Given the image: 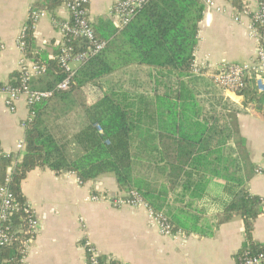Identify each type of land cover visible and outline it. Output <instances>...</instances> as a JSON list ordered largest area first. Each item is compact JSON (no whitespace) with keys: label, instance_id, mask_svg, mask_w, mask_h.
<instances>
[{"label":"trees","instance_id":"obj_1","mask_svg":"<svg viewBox=\"0 0 264 264\" xmlns=\"http://www.w3.org/2000/svg\"><path fill=\"white\" fill-rule=\"evenodd\" d=\"M70 1L43 0L38 10L54 13ZM205 8L202 0H150L127 25L120 26V30L105 19L94 28L91 25L96 39L106 46L81 63L66 91L57 90L68 75L60 62L62 46L54 60L41 63L38 56L33 55L34 27L29 23L25 54L43 70L35 76H45L39 87L31 83L30 86L32 90L52 92L53 96L30 107L32 118L26 123L24 150L0 156V185H8L20 207L10 218L16 239L0 252V264H21L23 259L22 240L28 236L24 232L26 217L22 209L26 202L21 185L27 174L36 168L74 173L81 183L112 174L121 192L137 191L150 209L164 213L174 232L186 233H201L192 211L193 204L205 194L212 177L221 178L238 186L224 210V217L228 219L236 214L243 219L250 242L241 251L240 259L245 255H264V246L251 242L253 222L263 213L264 201L250 194L247 188L242 160L231 143L234 133L226 119L228 114L221 111L227 115L223 117L215 111L205 112L188 84L178 81L193 76L199 26ZM62 22L65 21L55 19L56 25ZM69 24L74 26V19H70ZM63 43L72 48L74 57L91 47L86 39L73 34L66 36ZM133 67L158 73L165 80L157 87L172 91L169 96L153 98L151 104L155 112L149 116L152 123L148 126L142 125L143 113L128 106L135 103L122 91L127 86V71ZM119 76L121 78L117 79ZM22 78L23 73L18 72L11 77L9 85L19 87ZM174 85L176 95L172 96ZM235 93L249 96L259 108H264V94H257L253 79H247L244 87ZM188 122L191 125H187ZM81 125L73 142L83 153L74 158L68 137L72 129ZM183 131L198 135L197 142H188ZM161 135L177 136L185 143L176 141L166 146L177 150L175 156L166 158L161 154L164 147L158 139ZM212 138H222V141L214 143ZM178 189H182V198L179 195L174 202L181 209L169 200V196L174 195L171 191ZM185 198L191 203L184 204L182 199Z\"/></svg>","mask_w":264,"mask_h":264},{"label":"crops","instance_id":"obj_2","mask_svg":"<svg viewBox=\"0 0 264 264\" xmlns=\"http://www.w3.org/2000/svg\"><path fill=\"white\" fill-rule=\"evenodd\" d=\"M42 1L0 0V84H9L11 77L20 72L22 54L18 41L31 11L41 9ZM115 1L90 0L89 21L93 28L105 19L114 28L122 29L119 18L112 12ZM213 2V8H205L199 26L194 64L205 63L211 67V72L229 64H254L258 47L254 15L258 11L259 1ZM69 18L66 6L62 5L54 13L48 12L35 25L33 55L38 56L41 63L54 60L63 43L55 19L67 21ZM28 62L31 64L32 60L28 58ZM80 66L81 63L73 62L71 69L76 72ZM43 78L45 76H32L30 83L39 87ZM126 78L127 86L122 91L135 103L128 106L143 113L142 125L148 126L152 123L149 116L155 112L151 104L153 98L169 96L172 91L168 92L167 87H157L165 79L148 68L128 69ZM182 80L195 93L205 112L215 111L222 116L228 114L223 117L227 116V122L233 129L231 143L242 160L247 188L250 194L264 201V175L255 173V169L264 162V108H259L249 96L218 87L210 76L193 74L178 81ZM175 89L174 85L172 96L176 95ZM228 109L230 112L226 111ZM30 119V109L25 99L17 102L15 112L0 101V156L22 152L18 145L25 144L26 123ZM81 127L71 128V135L67 134L73 153L79 148L73 138ZM183 134L188 142H197L199 137L194 132L190 135L183 131ZM158 139L164 146L161 154L166 158L177 154V150H170L166 146L176 141L185 143L177 136L167 138L161 135ZM219 141L222 138L211 140L214 143ZM8 170L10 173L12 167ZM160 183L165 185L164 180ZM21 191L24 201L33 208L39 220L37 235L25 250L21 264H88L83 247L85 242L91 243L102 260L110 263L241 264L240 253L250 242L241 216L224 217V210L238 191V186L217 177L211 178L205 194L192 207L201 233L176 231L181 234L175 237L161 235L158 224L150 217L146 207L114 208L108 199L125 192H121L112 174L81 183L74 173L36 168L22 181ZM171 192L174 195L169 196L170 203L181 209L174 200L179 199V195L182 198V189ZM94 196L100 200L92 201ZM182 202L189 204L191 200L185 198ZM263 213L254 219L251 233V242L261 246H264Z\"/></svg>","mask_w":264,"mask_h":264},{"label":"built area","instance_id":"obj_3","mask_svg":"<svg viewBox=\"0 0 264 264\" xmlns=\"http://www.w3.org/2000/svg\"><path fill=\"white\" fill-rule=\"evenodd\" d=\"M150 0H116L113 6V15L119 18L120 26L127 25L136 13L141 10ZM206 8H213V0H202ZM258 11L254 15L255 36L258 40V47L256 50V59L254 64H229L222 66L219 70L211 72V67L205 63L194 64L193 74L197 76H210L213 82L220 88L237 92L244 87L247 79H253L256 84L257 93L264 94V0H258ZM90 0H71L67 5V11L69 12V20L57 25L58 30L61 32L63 39L69 34L73 36L86 39L90 48L86 53H81L77 56H72V48L65 46V43L61 44V56L60 62L64 66L67 78L58 85L57 90L66 91L69 88L70 80L74 77L75 72L71 69L73 62L82 63L90 56H94L101 52L106 46L105 42H99L94 30L89 21L88 6ZM48 12L45 10H33L29 15V20L26 26L22 29L18 48L21 51L22 59L19 62L20 72L23 73V78L19 87H13L9 84H0V101H3L5 106L9 108L11 112L16 111V104L19 100L25 99L30 109L31 106L41 103L52 98V92H45L39 90H32L30 81L32 76L38 75L43 70L33 62L30 64L25 54L26 48V30L29 23L33 24V27L43 18L47 16ZM70 19H74V26H70ZM32 118V116H31ZM25 144L18 145L19 151H23ZM257 175H264V162L255 169ZM8 174L7 183L10 178ZM100 198L94 196L92 201H98ZM103 200V199H102ZM108 202L114 208L123 207H146L149 209L150 217L158 224L162 236L175 237L181 234V232H174L173 227L164 215L163 212H155L150 209L145 202L143 196L135 190L125 192L122 195H117L114 198H109ZM20 209L19 204L16 202L14 194L9 189L8 185H0V252L10 246L16 239V232H12L10 227L11 216ZM26 219L25 233L28 236L22 240V245L25 250L34 242L39 228V220L35 214V211L29 204H25L22 209ZM84 250L87 256L88 264H119L110 263L102 260L98 253V250L89 242H85ZM241 264H264V255L259 254L255 256L245 255L240 259Z\"/></svg>","mask_w":264,"mask_h":264},{"label":"rangeland","instance_id":"obj_4","mask_svg":"<svg viewBox=\"0 0 264 264\" xmlns=\"http://www.w3.org/2000/svg\"><path fill=\"white\" fill-rule=\"evenodd\" d=\"M76 150H77V152L76 153H74V158H76V157H79L83 152H82V150L80 149V148H76Z\"/></svg>","mask_w":264,"mask_h":264}]
</instances>
